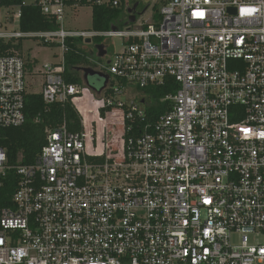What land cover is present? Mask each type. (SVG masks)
Returning a JSON list of instances; mask_svg holds the SVG:
<instances>
[{"label": "built area", "instance_id": "2783aa9c", "mask_svg": "<svg viewBox=\"0 0 264 264\" xmlns=\"http://www.w3.org/2000/svg\"><path fill=\"white\" fill-rule=\"evenodd\" d=\"M159 1L157 23L124 30H64L69 9L122 0H21L58 29L0 25V128L24 124L29 73L44 104L78 117L77 131L47 129L30 164L0 148V264H264V0ZM112 38L120 51L99 69L84 56L102 90L68 82L77 40ZM33 39L57 60L35 69ZM171 82L149 116L144 90Z\"/></svg>", "mask_w": 264, "mask_h": 264}, {"label": "trees", "instance_id": "16d2710c", "mask_svg": "<svg viewBox=\"0 0 264 264\" xmlns=\"http://www.w3.org/2000/svg\"><path fill=\"white\" fill-rule=\"evenodd\" d=\"M124 3V0H122ZM4 5H19L21 17L19 30L24 33L39 31H54L58 29L56 23L44 16L37 7L31 5H23L21 0H4ZM124 7V5L122 4ZM110 9L104 7L92 8V30L95 32H103L111 29L115 24H119V20L124 15V8ZM68 44L74 47L70 41ZM22 46V41H9L4 46L6 52L11 49L18 50ZM66 55V79L70 83L85 85L83 78L75 71L77 68L86 65L84 56L75 54L74 48ZM90 86L96 87L98 90L100 85L89 83ZM86 86V85H85ZM87 87V86H86ZM176 90V84L164 86L161 88H148L144 90L152 101V106L147 108L148 115L162 114L165 110V103H161L160 99L166 95L173 94ZM24 115L25 122L19 127L0 128V148L4 149L8 158V162L15 164H30L36 157L40 148L45 144V131L47 129H55L65 124L68 130H78V117L69 105L44 104L41 95L27 94L24 99ZM113 122V121H110ZM113 144V143H112ZM115 145V144H114ZM113 147V145H112ZM111 151V149H110ZM12 189H3V195H9Z\"/></svg>", "mask_w": 264, "mask_h": 264}, {"label": "rangeland", "instance_id": "374dc122", "mask_svg": "<svg viewBox=\"0 0 264 264\" xmlns=\"http://www.w3.org/2000/svg\"><path fill=\"white\" fill-rule=\"evenodd\" d=\"M26 2H30V0H26ZM124 15L119 20V24H115L118 29L124 30L125 27L128 25L137 26L142 23L150 22V23H157L159 20V9L161 6V2L159 0H124ZM128 2V6L126 5ZM135 4H138L136 8V21L134 23L128 24L127 20V8L133 7ZM16 12V8L8 9L6 7H0V25L5 26L7 25L6 20L9 15ZM92 8L89 6H81L77 7L76 9H70L67 11V15L64 21V30L66 31H91L92 30ZM1 26V27H2ZM8 32H19L18 24L15 23L14 25H7ZM23 46V56L33 61L36 68L39 69L43 64L51 63L56 61L55 54L58 53V49L54 45H43L38 44L35 39L33 40H25ZM108 48V55H113L114 53L120 51L121 42L118 38H112L110 40L103 39V42ZM83 46L87 48L84 50L80 48V52L85 55L89 60L92 61L91 66L99 69L98 63L100 60L97 59L96 52L94 50V46L96 41H92L90 44L85 45L83 40ZM30 48L28 51L27 49ZM92 51V52H91ZM33 58V59H32ZM28 69H31L30 67ZM40 74L37 76H33L29 73L26 77V90L29 93L37 94L40 92ZM95 83L98 85V82H95L93 78L90 83ZM35 83V84H34Z\"/></svg>", "mask_w": 264, "mask_h": 264}, {"label": "water", "instance_id": "95a60500", "mask_svg": "<svg viewBox=\"0 0 264 264\" xmlns=\"http://www.w3.org/2000/svg\"><path fill=\"white\" fill-rule=\"evenodd\" d=\"M137 5L138 4H135L132 8L127 9V13L130 14L129 20H128L129 23H133L135 21V17H136L135 11H136ZM112 29L115 30V27H112ZM86 41L90 42V40H86ZM102 48H103L102 45H98L96 48L98 50V57H103L106 54ZM77 71L83 73V80H84L85 85H89L88 78H92V77H95L99 80L100 79L104 80L103 87L107 84V76H105L104 74L93 71L90 68H77ZM102 88L98 91V93L102 90Z\"/></svg>", "mask_w": 264, "mask_h": 264}, {"label": "crops", "instance_id": "0c3cea01", "mask_svg": "<svg viewBox=\"0 0 264 264\" xmlns=\"http://www.w3.org/2000/svg\"><path fill=\"white\" fill-rule=\"evenodd\" d=\"M122 2H123V1H122ZM122 4L124 5L125 2H124V3H121V6H120V7H123ZM126 5L128 6V2H126ZM3 6H4V7H8V6H10V7H8V9H9V8H11L12 6H16V5H8V6H6V5L3 4ZM137 6H138V5H137ZM120 7H119V8H120ZM123 8H124V7H123ZM129 8H132V7H129ZM117 9H118V8H117ZM127 9H128V8H127ZM69 10H70V9H69ZM135 12H136V11H135ZM133 13H134V12H133ZM135 14H136V13H135ZM66 15H67V13H66ZM129 15H130V14L127 13V15H126V16L128 17L127 20H129ZM158 15H159V13H158ZM9 16H10V15H9ZM9 16L7 17V20H6L7 25H14L15 23H17V24H18V27H19L20 19L18 20V22H11V21L8 19ZM159 19H160V18H159ZM135 20H136V17H135ZM9 21H10V23H9ZM127 22H128V21H127ZM7 25H5V26H7ZM119 25H120V24H119ZM112 27H115V29H118L117 26H112ZM112 27H111L110 30H113ZM87 40H90V42H87L86 40H84V44H85V45L90 44L93 40L96 41V44H95V46H94V50H95V52H96L97 59L100 60V61H102V60H101L102 57H98V50H97L96 48H97L98 45H102V46H103L102 49L105 51V53H108V48H107V46L105 45V43H102V42H103V39H87ZM82 43H83V41H81V40H77V45H78V47H79V52H80V48H82V49H84V50H87V48H86L85 46H83ZM29 49H30V48H28L27 51H28ZM91 52H92V51H91ZM80 53H81V52H80ZM56 54H57V53H56ZM56 54H55V55H56ZM55 55H54V56H55ZM32 59H33V58H32ZM28 60H29V59H28ZM33 61H36V60L34 59ZM100 61H99V62H100ZM36 62H37V61H36ZM33 63H34V62H33ZM30 68H33V66H31ZM79 68H89V67H87V63H86V65L81 66V67H79ZM90 69H91V68H90ZM75 71L78 73L79 76H81V77L83 78V73H82V72L77 71V69H76ZM83 83H84V80H83ZM171 83H172V82H171ZM171 83H170V85H171ZM150 103H152L151 100H150Z\"/></svg>", "mask_w": 264, "mask_h": 264}, {"label": "bare ground", "instance_id": "6f19581e", "mask_svg": "<svg viewBox=\"0 0 264 264\" xmlns=\"http://www.w3.org/2000/svg\"><path fill=\"white\" fill-rule=\"evenodd\" d=\"M93 70V69H92ZM94 71V70H93ZM102 74V73H101ZM105 75V74H104ZM106 76V75H105ZM100 80H102V79H100ZM103 82H102V86L97 90L96 89V87H93V86H90V84L89 85H86L87 87H90V88H92L93 90H97L96 92L98 93V91L103 87V83H104V80H102ZM37 94H39V93H37ZM40 95V94H39ZM141 103H143V102H141Z\"/></svg>", "mask_w": 264, "mask_h": 264}, {"label": "flooded vegetation", "instance_id": "af4514ba", "mask_svg": "<svg viewBox=\"0 0 264 264\" xmlns=\"http://www.w3.org/2000/svg\"><path fill=\"white\" fill-rule=\"evenodd\" d=\"M93 78L95 79V82H98L99 84L101 83V85H100V87H101L103 81H102V80H99V79H97V78H95V77L88 78L89 83H90V81H91ZM92 83H93V82H92ZM93 84H94V83H93ZM99 84H98V85H99ZM96 91H97V90H96Z\"/></svg>", "mask_w": 264, "mask_h": 264}]
</instances>
